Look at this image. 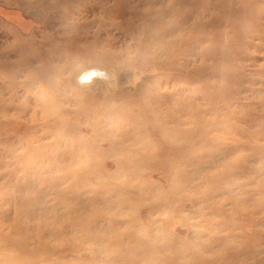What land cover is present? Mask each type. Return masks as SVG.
Instances as JSON below:
<instances>
[{"label":"rangeland","instance_id":"1","mask_svg":"<svg viewBox=\"0 0 264 264\" xmlns=\"http://www.w3.org/2000/svg\"><path fill=\"white\" fill-rule=\"evenodd\" d=\"M95 1L0 0V264H264V2L190 35L200 0Z\"/></svg>","mask_w":264,"mask_h":264},{"label":"bare ground","instance_id":"2","mask_svg":"<svg viewBox=\"0 0 264 264\" xmlns=\"http://www.w3.org/2000/svg\"><path fill=\"white\" fill-rule=\"evenodd\" d=\"M109 2L111 0H96L95 3L93 5H91V9H94V12L98 11L99 13H106L107 16H111L114 14V12H117L118 9L116 10H112L111 8H104L101 7L99 5L100 2ZM115 1H119V0H113ZM165 1V0H164ZM178 0H171L168 3H165V5L162 6V8L158 11H154L153 9H151L150 7H148V10L146 11V13L144 15H142V17H138L139 20L142 21V27L143 29H146V26L148 25V22L151 24L153 16L154 15H158L161 16L162 18L165 17V19L167 18V15H170L172 13H174L175 10V4ZM182 1V0H179ZM178 1V2H179ZM73 2H77V0H61L60 5H58L61 9H62V15L63 18L65 17L64 21H66V25L68 26V29H77L79 28V26L70 23L71 17L76 13V10L73 9V4L71 5V3ZM160 0H151V2L149 3V5H156L157 3H159ZM201 2V11H199V13L197 14L198 18L204 19L206 20V18L209 16L211 9L208 7V1L207 0H200ZM264 2V0H216V10L218 9L217 13H215V15L213 16V18L211 20L207 19L206 21L204 20H200V21H194V23L191 26V34H193V32H196L198 30H204L206 29L207 25H214V24H219L221 22V20L230 14H236L238 15V19L236 21V23L234 24L235 27H242L247 25L248 21H252L254 17H261L263 15V12L261 11V3ZM75 6V5H74ZM51 7V6H50ZM50 7H48V9H50ZM77 9H82V8H86V5H82V6H76ZM78 9V10H79ZM77 10V11H78ZM121 14V16L124 14V9L120 8L119 12ZM181 15V13H179ZM132 15V14H131ZM157 17V16H156ZM179 25V27L175 30V34L177 33L178 36L181 35L182 32H185V30L190 31L189 28L184 27V23H185V19L183 18H179L178 20H176ZM80 44V43H79ZM81 44L83 45L82 47L84 48H92V47H100V48H105L106 44L98 42V41H86V42H81ZM66 45L71 48L74 45H77V43L75 42V40L73 38L67 39L66 41ZM78 46V45H77ZM148 47L146 46L144 49L146 50ZM92 58H95V60L97 61H101V62H110L113 58L111 56H108L107 54L101 55V54H94V56ZM96 67V66H94ZM175 67L177 69H181V65L179 64H175ZM105 68V67H104ZM151 89L154 90L153 88H151L150 86L148 87H144L142 89V99L149 97L150 99H153V97L156 99L155 96L152 95L151 93ZM224 91V90H223ZM97 108L98 110H107L110 109L109 104L107 103H99L97 104V106H94V108ZM116 112H121L120 114H123L122 116L124 117H129L132 113V115L136 116V122L138 123V125H144L146 124V117L148 116V114H151V122H149V124L156 126V127H160L161 129H163L164 135L168 132V129H165V127L163 126L162 123V119L159 117V111H155L154 108H151V103L149 101H144V100H140L138 99L137 102H134L132 99H124L122 100V102L117 104V107L114 108ZM238 112V111H237ZM153 116L155 118H153ZM165 140H167V136H165ZM192 141V140H190ZM130 155H127V157H129ZM90 169L88 170V172L90 173ZM79 173L81 174H85V171H80Z\"/></svg>","mask_w":264,"mask_h":264}]
</instances>
